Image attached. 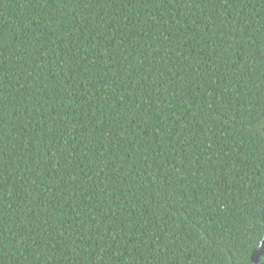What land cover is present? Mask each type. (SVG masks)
<instances>
[{
	"label": "trees",
	"instance_id": "trees-1",
	"mask_svg": "<svg viewBox=\"0 0 264 264\" xmlns=\"http://www.w3.org/2000/svg\"><path fill=\"white\" fill-rule=\"evenodd\" d=\"M263 211L264 0H0V264H250Z\"/></svg>",
	"mask_w": 264,
	"mask_h": 264
},
{
	"label": "water",
	"instance_id": "water-1",
	"mask_svg": "<svg viewBox=\"0 0 264 264\" xmlns=\"http://www.w3.org/2000/svg\"><path fill=\"white\" fill-rule=\"evenodd\" d=\"M262 256H264V238L257 249L254 251L250 264H259Z\"/></svg>",
	"mask_w": 264,
	"mask_h": 264
}]
</instances>
